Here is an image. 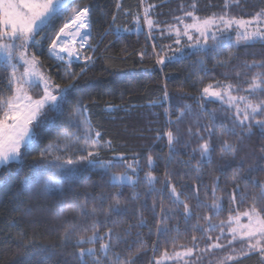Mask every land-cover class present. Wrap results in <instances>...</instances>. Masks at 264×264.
Returning a JSON list of instances; mask_svg holds the SVG:
<instances>
[{"label": "trees", "instance_id": "obj_1", "mask_svg": "<svg viewBox=\"0 0 264 264\" xmlns=\"http://www.w3.org/2000/svg\"><path fill=\"white\" fill-rule=\"evenodd\" d=\"M225 4L243 18L264 11V0H199L197 13ZM175 5L69 0L38 29L40 63L64 93L0 168V264H176L162 259L183 251L187 264H264V248L231 258L228 236L208 251L231 216L254 209L264 222V33L178 52L143 22L164 23ZM81 8L87 46L53 58L52 38ZM11 74L0 57V111ZM223 87L257 111L208 96Z\"/></svg>", "mask_w": 264, "mask_h": 264}, {"label": "rangeland", "instance_id": "obj_2", "mask_svg": "<svg viewBox=\"0 0 264 264\" xmlns=\"http://www.w3.org/2000/svg\"><path fill=\"white\" fill-rule=\"evenodd\" d=\"M69 0H0V26L3 40L0 41V57L6 61L12 70L14 94L6 100L0 111V168L18 157L20 148L27 145L32 138V123L48 106H56L64 90L54 85L48 71L41 65V41L35 34L38 29ZM172 10L175 15L170 19L153 21L144 16V31L151 37V32L170 35L175 38V44L182 52L186 47L192 49L205 47L208 37H219L222 33L234 30L241 36L251 38L264 33V11L251 18H243L233 13L228 4L220 12H214L209 17H200L197 13L199 0H175ZM147 12V11H146ZM148 13V12H147ZM84 14L85 27L74 20L77 15ZM146 14V13H144ZM87 9L75 10L69 20L52 38L48 53L55 59L66 63L79 59L81 49L87 46L89 33ZM61 30L68 34L64 37ZM182 40L185 46L182 45ZM206 40V41H205ZM171 46V45H170ZM208 96L224 100L246 118L257 111L246 97H238L229 93L226 87L211 88ZM246 110V112H245ZM126 175V174H125ZM130 179L124 176H113V179ZM208 247L209 253L217 244L219 238L228 236L231 258L235 255L264 248V222L256 210L249 209L231 216L227 222L219 225ZM187 251L175 253L173 257L166 256L162 261L187 264Z\"/></svg>", "mask_w": 264, "mask_h": 264}, {"label": "bare ground", "instance_id": "obj_3", "mask_svg": "<svg viewBox=\"0 0 264 264\" xmlns=\"http://www.w3.org/2000/svg\"><path fill=\"white\" fill-rule=\"evenodd\" d=\"M83 18H84V14H80V15H77L76 17H74V20H75L76 22H79V23H80L79 26L84 27L86 24L83 23V21H82Z\"/></svg>", "mask_w": 264, "mask_h": 264}, {"label": "water", "instance_id": "obj_4", "mask_svg": "<svg viewBox=\"0 0 264 264\" xmlns=\"http://www.w3.org/2000/svg\"><path fill=\"white\" fill-rule=\"evenodd\" d=\"M60 34H61L62 36H64V37H68V34L65 33L63 30H61Z\"/></svg>", "mask_w": 264, "mask_h": 264}, {"label": "crops", "instance_id": "obj_5", "mask_svg": "<svg viewBox=\"0 0 264 264\" xmlns=\"http://www.w3.org/2000/svg\"><path fill=\"white\" fill-rule=\"evenodd\" d=\"M81 26H79V28H80ZM85 27V26H84ZM84 27H82V28H84Z\"/></svg>", "mask_w": 264, "mask_h": 264}]
</instances>
